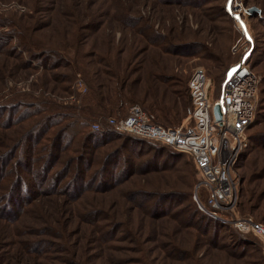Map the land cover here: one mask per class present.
<instances>
[{
	"label": "rangeland",
	"instance_id": "374dc122",
	"mask_svg": "<svg viewBox=\"0 0 264 264\" xmlns=\"http://www.w3.org/2000/svg\"><path fill=\"white\" fill-rule=\"evenodd\" d=\"M226 1L0 0V105L22 104L0 112V156L11 157L22 138L35 135L42 121L40 111L35 117L36 103L47 105L46 114L56 112L51 103L65 108L60 114L69 107L81 114L85 102L101 106L104 95L116 98L120 88L137 101L133 105L142 103L158 117L161 110H181L179 90L196 69L215 74L231 61V70L246 47ZM238 8L245 12L256 49L248 67L260 79L258 118L251 129L258 139L264 134V0H239ZM25 105L29 119L18 117ZM106 121V116L83 119L89 127ZM61 127L38 133L34 141L30 137L32 158L19 172L36 195L24 215L18 207L6 214L0 190V264H264L263 239L241 234L203 211L196 189L198 208L212 220L190 206L194 165L188 154L152 151L115 136L94 151L93 169L83 175L85 188L75 187L70 196L75 170L84 171L91 162L80 159L87 151L82 131L70 141L61 137ZM263 145L255 141L240 154L232 214L262 224ZM105 154L113 156L101 166ZM17 160L9 165L11 172ZM103 169L116 176L107 173L101 186L96 177ZM39 172H49L44 185ZM55 182L59 195L49 196ZM200 196L208 204L205 190ZM213 220L219 227L209 223ZM239 236L250 246L232 247Z\"/></svg>",
	"mask_w": 264,
	"mask_h": 264
},
{
	"label": "built area",
	"instance_id": "2783aa9c",
	"mask_svg": "<svg viewBox=\"0 0 264 264\" xmlns=\"http://www.w3.org/2000/svg\"><path fill=\"white\" fill-rule=\"evenodd\" d=\"M239 0H227L226 10L237 25L246 45L240 60L227 73L221 98H213L215 87L204 69H196L189 81L193 113L188 121L174 128L152 122L139 106L130 109L128 118L111 121L115 129L167 145L190 155L200 172L195 199L203 211L233 226L241 234L253 233L264 240V226L252 218H235L239 180L235 173L241 152L248 146L247 131L256 115L258 78L248 67L254 40ZM220 106L222 119L215 116ZM199 189L207 192L203 205ZM232 216L231 219L223 218Z\"/></svg>",
	"mask_w": 264,
	"mask_h": 264
},
{
	"label": "trees",
	"instance_id": "16d2710c",
	"mask_svg": "<svg viewBox=\"0 0 264 264\" xmlns=\"http://www.w3.org/2000/svg\"><path fill=\"white\" fill-rule=\"evenodd\" d=\"M170 1V0H169ZM225 15V13H224ZM256 50V49H255ZM254 50V53H255ZM253 53V55H254ZM250 56V59L253 57ZM231 68V61H227L224 65L222 64L219 67V71L215 74H210L207 72V74L209 75V77L212 79L214 87H215V95L217 93L220 94V97H222V91H223V84L224 81L226 79L227 73L229 72ZM149 74V73H148ZM171 77V75H170ZM259 79V78H258ZM190 81V79H189ZM259 84H260V79H259ZM118 94L116 95V98H112L111 96H107L104 95L103 100H102V105L101 106H93L91 104H88L87 102H85V106L83 109V113L78 114L76 112V109L74 107H69L66 108V113L65 114H60L63 108L61 105H59L58 103H51V105L49 106L50 109L52 108V111H56L53 114H46V109H47V105H45V108H41V105H38V103L34 104L32 106V108H36L34 109V112H36L35 117L39 116V112L41 113V118L39 120H42L41 123L38 124V126L36 127V129H34V131H36L35 135H29L28 137H24L21 139L20 143L18 144V147L16 148V152L19 153V156L17 158H15V153L9 157V154L6 155H1L0 156V190H4V194H3V200L5 201V207L7 209H5L6 214H12L14 213L13 209L14 207H18L19 211L21 213H25V205H28V201L29 200H33L36 194H34L35 192H33V186H29L28 188V183L25 181L24 177L22 176V174L19 172V169L23 168V165H25V167L27 168L28 166V160H31V154H32V150H31V138L33 139V141L35 140V138H37L38 133L43 132V135L46 133H48L52 128L54 127H58V126H62L61 129L59 131L63 132L61 137L66 136L70 138L71 140L75 139V135L78 134L80 131H82V135H83V145L85 146V149H87V151L82 152V154H84L82 156V158L80 159H84L86 158L87 162H91L90 166L88 165V169L87 167H85L86 169H84V171L82 170H78L76 169L74 172V178L73 180H71V184L67 190V193L71 196V194L73 193V191L75 190V187L80 188L83 187L85 188L86 185V180L85 178L83 179V175L84 174H88V172H90L93 168L91 167V165L94 163V158L92 159V155L94 154V157L96 156L97 152H94L102 147H104L106 144H109V140H111L113 137L118 136V138H122V140H127L130 144L134 145V146H140L141 143H143L144 145H147V147H150L152 151H157V152H170V150H172L175 153H180L175 151L174 149H172L171 147L158 143V142H154V141H150L132 134H128V133H122L119 132L115 129L114 125L111 123V121L114 122H118L120 120L126 119L129 117L130 115V109L135 106L133 105L134 103H137V101L131 100V98L127 97L125 93V91L123 89H118ZM91 93V91H90ZM93 93V91H92ZM96 93H94L93 95H95ZM179 97L180 99L183 100V107L181 110H175L173 108L171 109H165V110H161L160 113V117L157 116V114L155 113L156 111L151 110L149 107L144 106V104L140 103L139 107H141L151 118L152 122L158 125H162L166 128H174L177 126H180L183 124L184 121H186L193 113V104H192V100H191V95H190V90H189V82L188 84H185L181 87V90H179ZM116 101V102H115ZM92 102L97 103V99L96 98H92ZM259 103H260V97H259V89H258V94H257V102H256V115H255V119L253 121V123L251 124V126L249 127L248 131H247V135H248V147L246 149L249 150L251 143H258V145H262V143H264V134H262V136H260L258 139H255L254 136H252L251 134V129L252 126L254 125L255 121L258 118V112H259ZM12 103H9L7 105H0V112L4 111L6 112L8 109H11V107H14V110H19V107L22 106V104L20 106H15L17 105L16 103H13V105H10ZM10 105V106H9ZM24 105V104H23ZM130 105L131 108H130ZM137 105V104H136ZM26 107L28 105H25ZM31 106V105H30ZM40 107V109H37V107ZM61 108V109H60ZM147 109V110H146ZM98 110V112H97ZM103 112H100V111ZM28 111H31L29 107H27V109L23 110L22 113H20V115L18 117H28L27 114L31 113ZM63 112V111H62ZM66 115V116H63ZM103 116H106V123L102 126V125H98V126H93V127H89L88 124H86L85 122H83V119L86 120H91L94 121L96 119H99ZM31 117H28V119ZM12 120L14 121V117H11V120H7L9 125H12ZM184 120V121H183ZM181 122L179 125L177 126H173L172 124H175L173 122ZM95 123V122H94ZM59 134V133H58ZM72 136V137H70ZM77 136V135H76ZM30 138V139H29ZM140 143V144H139ZM264 146V145H263ZM15 148V147H14ZM94 153H93V152ZM13 153V152H12ZM174 153V154H175ZM112 154V153H111ZM116 155H120L119 152H115ZM183 154V153H182ZM186 154V153H184ZM86 156V157H85ZM113 155H109V154H105L103 156V158L101 159V166H103L105 164V162H107L108 157H112ZM190 156V155H189ZM89 157V158H88ZM117 157V156H116ZM192 158V157H191ZM14 159H18L17 163L15 164V169L11 172V169L8 168L9 165L11 167H13L12 161H14ZM192 162L194 165V171H193V179L192 182L190 181V185H189V189L191 190V194H187L189 196V201H190V206H192L200 215H202V217H204L205 219L209 220L211 218H209L208 216L204 215V213L198 208L197 203L194 200V192L195 189L198 185V183L201 180L200 177V172L195 164L194 159L192 158ZM85 162V161H84ZM115 165V164H113ZM79 168V167H78ZM105 168V167H104ZM32 170V169H31ZM45 171V170H44ZM49 172H45V173H38V178L41 183V185H44L45 183H47V181H49L48 176L49 174H47ZM109 173L110 177L113 179L114 176H116L115 171H107V169H103L100 172V175L97 176L96 178L99 179L102 182L101 186L103 185V183H105L104 181V177H106V174ZM58 175V174H57ZM102 177V179H101ZM60 178V177H59ZM6 181V184H4ZM203 189H199V197L200 196V192ZM8 191V192H7ZM49 196H56L59 195L58 193V186L55 182L54 186H51V191L48 192ZM38 194V193H37ZM40 195V194H38ZM33 197V198H32ZM30 202V201H29ZM33 202V201H31ZM26 203V204H24ZM212 220V219H211ZM212 222L215 223V225L217 227H219L218 222L216 221H209V223L212 225ZM256 223L264 226V224H262L261 222H257ZM224 226V225H223ZM227 227V226H224ZM189 228H192V226H190ZM228 228L231 230L233 229L232 227L228 226ZM206 226L204 228V231H206L205 236H207V234L209 233V230H206ZM234 231V229H233ZM236 232V231H235ZM63 238V236H61ZM239 238H241L240 236L235 238V240H233L235 244H232V247H238V249L240 250V247H243V245H247L250 246L249 243L241 241ZM236 245V246H235Z\"/></svg>",
	"mask_w": 264,
	"mask_h": 264
},
{
	"label": "water",
	"instance_id": "95a60500",
	"mask_svg": "<svg viewBox=\"0 0 264 264\" xmlns=\"http://www.w3.org/2000/svg\"><path fill=\"white\" fill-rule=\"evenodd\" d=\"M258 9L257 8H253L252 9V12H256ZM215 112V116L218 120H221L222 119V112H221V108L220 106H217L214 110Z\"/></svg>",
	"mask_w": 264,
	"mask_h": 264
},
{
	"label": "snow or ice",
	"instance_id": "6c2138e0",
	"mask_svg": "<svg viewBox=\"0 0 264 264\" xmlns=\"http://www.w3.org/2000/svg\"><path fill=\"white\" fill-rule=\"evenodd\" d=\"M230 2H231V0H230Z\"/></svg>",
	"mask_w": 264,
	"mask_h": 264
}]
</instances>
